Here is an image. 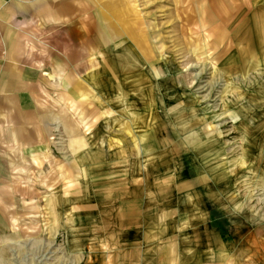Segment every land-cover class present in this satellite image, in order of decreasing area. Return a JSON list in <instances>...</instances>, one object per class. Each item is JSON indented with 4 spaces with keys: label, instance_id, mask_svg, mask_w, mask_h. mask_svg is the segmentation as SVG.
<instances>
[{
    "label": "rangeland",
    "instance_id": "1",
    "mask_svg": "<svg viewBox=\"0 0 264 264\" xmlns=\"http://www.w3.org/2000/svg\"><path fill=\"white\" fill-rule=\"evenodd\" d=\"M227 2L105 0L141 48L70 101L74 137L1 165L0 264H264V20Z\"/></svg>",
    "mask_w": 264,
    "mask_h": 264
},
{
    "label": "crops",
    "instance_id": "2",
    "mask_svg": "<svg viewBox=\"0 0 264 264\" xmlns=\"http://www.w3.org/2000/svg\"><path fill=\"white\" fill-rule=\"evenodd\" d=\"M251 1L229 0L225 17L255 24L259 12L264 20V0L248 6ZM93 2L0 0V174L1 165L3 171L23 170L37 148L56 146L54 134L61 125L66 128L67 120L74 137L77 113L70 101L100 94L106 98L111 52L121 50L118 58L124 60L140 50L136 13L130 10L131 23L118 4L105 6L100 0L98 7ZM234 8L241 11L238 16L232 14ZM113 18L120 20L114 23Z\"/></svg>",
    "mask_w": 264,
    "mask_h": 264
}]
</instances>
